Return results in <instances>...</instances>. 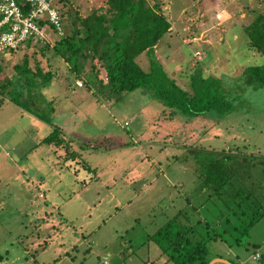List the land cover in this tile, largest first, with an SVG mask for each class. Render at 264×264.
<instances>
[{
  "label": "rangeland",
  "instance_id": "374dc122",
  "mask_svg": "<svg viewBox=\"0 0 264 264\" xmlns=\"http://www.w3.org/2000/svg\"><path fill=\"white\" fill-rule=\"evenodd\" d=\"M148 1L159 3L172 24L136 62L148 70L149 56L155 57L182 86L187 75L202 69L222 81L234 109L166 120L164 104L148 101L140 90L100 100L84 78L78 86L76 74L53 55L50 46L59 38L53 33L44 42L48 50L39 43L5 52L0 80L25 55L30 66L38 63L55 73L39 93L54 100L53 120L68 147L43 143L51 126L12 102L0 107V264H159L160 250L146 235L188 202L203 200L189 147L238 150L263 161L264 87L250 88L241 79L247 66L264 63L244 31L264 16V0ZM69 5L85 17L104 11L106 0ZM72 150L79 153L75 159ZM83 163L95 171L83 170ZM244 243L229 249L211 242L209 253L251 259L257 244L263 261L264 217Z\"/></svg>",
  "mask_w": 264,
  "mask_h": 264
},
{
  "label": "trees",
  "instance_id": "16d2710c",
  "mask_svg": "<svg viewBox=\"0 0 264 264\" xmlns=\"http://www.w3.org/2000/svg\"><path fill=\"white\" fill-rule=\"evenodd\" d=\"M53 4L59 11L63 34L50 49L76 74V80L85 79L86 89L94 90L100 100L140 90L164 104L162 114L166 120L185 118L190 121L209 112L222 116L234 109L222 81L205 75L202 69L187 75L182 86L155 57L149 56L148 70L136 62L139 54L153 51L171 27L159 3L106 0L104 11L96 10L85 17L69 9L70 0H54ZM244 31L250 46L264 58V16L259 14ZM39 43H43L39 46L42 51L49 49L48 43L28 38L11 52ZM54 76L52 70H45L38 63L30 66L28 57L23 56L13 66V74L0 80V107L5 101L12 102L51 126V131L41 140L43 143L68 147L63 130L53 120L54 100L48 101L39 93ZM241 80L250 88L264 87V63L247 66ZM187 151L194 157L203 200L197 205L188 202L154 233L146 235L145 241H154L160 250L159 264H209L213 258L232 264H254L255 261L264 264L257 244L253 245L256 248L251 259L235 254L234 260L209 253V244L217 241L229 249L246 247L248 242L244 243V239L264 217L263 195L259 191L264 192L261 167L264 158L257 160L252 154L238 150L189 147ZM70 154L73 159L79 155L75 150ZM84 168L95 171L86 163H83Z\"/></svg>",
  "mask_w": 264,
  "mask_h": 264
},
{
  "label": "built area",
  "instance_id": "2783aa9c",
  "mask_svg": "<svg viewBox=\"0 0 264 264\" xmlns=\"http://www.w3.org/2000/svg\"><path fill=\"white\" fill-rule=\"evenodd\" d=\"M0 0V54L18 48L28 38L48 42L47 35L63 34L54 0ZM78 86L82 85L76 80Z\"/></svg>",
  "mask_w": 264,
  "mask_h": 264
},
{
  "label": "water",
  "instance_id": "95a60500",
  "mask_svg": "<svg viewBox=\"0 0 264 264\" xmlns=\"http://www.w3.org/2000/svg\"><path fill=\"white\" fill-rule=\"evenodd\" d=\"M217 260H218V261H217ZM219 260H223V259H220V258L213 259V260H211V262H210L209 264H214V262H221V261H219ZM225 264H232V263H230L229 261H226Z\"/></svg>",
  "mask_w": 264,
  "mask_h": 264
},
{
  "label": "crops",
  "instance_id": "0c3cea01",
  "mask_svg": "<svg viewBox=\"0 0 264 264\" xmlns=\"http://www.w3.org/2000/svg\"><path fill=\"white\" fill-rule=\"evenodd\" d=\"M162 1H163V0H162ZM189 21H190V23H192L191 20H189ZM170 24H172V22H170ZM168 33H169V31H168ZM74 86H75V84H74ZM153 99H154V98H150V97H149L147 100H148V101H150V100L153 101ZM176 119H180V120L182 119V120H183V119H185V118H176ZM192 120H193V119H192ZM185 121H186V120H185ZM213 259H216V258H213ZM213 259H212V260H213ZM227 261H228V260H227ZM214 263H216V262H214ZM222 263H223V262H222Z\"/></svg>",
  "mask_w": 264,
  "mask_h": 264
}]
</instances>
